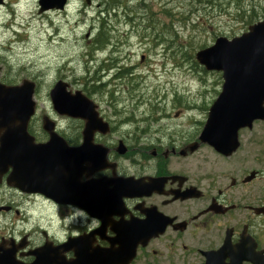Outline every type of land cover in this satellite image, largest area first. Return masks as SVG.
Masks as SVG:
<instances>
[{"label": "flooded vegetation", "instance_id": "flooded-vegetation-1", "mask_svg": "<svg viewBox=\"0 0 264 264\" xmlns=\"http://www.w3.org/2000/svg\"><path fill=\"white\" fill-rule=\"evenodd\" d=\"M141 10L137 15L143 17L146 14ZM129 21L142 28L139 36L147 35L151 42V18ZM108 23L101 21L87 46L92 55L110 45L111 60H102L99 66L109 61L112 69L117 68L113 61L120 41L106 46ZM121 77L116 73L112 83L99 88L113 85L123 90L127 84L119 82ZM222 85L217 84L209 102L215 101ZM107 94V99L96 101L108 130L94 134V143L107 150L105 161L92 172L91 157L81 160L86 169L80 173L78 187H71L70 202H64L66 196L59 193L54 198L34 188L28 177L23 187L13 185L8 180L13 168L6 167L10 158L5 166L0 165L5 170L0 172V264H121L130 256L124 251L122 235L132 231L131 224L140 222L151 225V233L156 235L146 245H138L128 264H179L177 250L183 254L182 264H207L208 257L214 263L229 264L237 258L242 264H264V148L253 166L244 137L251 129H240V146L225 154L201 140L210 103L204 120L195 115L184 120L186 115L179 111L151 114L150 83L147 114L122 115L117 106L123 93L110 90ZM178 96L177 103L186 106V100L180 102ZM125 98L132 105L136 102L129 99L134 94ZM107 103L108 110L103 107ZM189 111L192 108L185 112ZM46 114L71 147L84 141L83 118ZM44 115L38 108L28 123L36 144L50 139ZM258 122L263 121L254 125ZM122 141L127 146L124 154L118 151ZM124 179L146 187H137L125 196ZM186 256H192L191 261Z\"/></svg>", "mask_w": 264, "mask_h": 264}, {"label": "rangeland", "instance_id": "rangeland-1", "mask_svg": "<svg viewBox=\"0 0 264 264\" xmlns=\"http://www.w3.org/2000/svg\"><path fill=\"white\" fill-rule=\"evenodd\" d=\"M108 1L90 0L89 4L88 0H70L64 10L39 13L38 0H8L0 7L1 79L10 84H18L24 78L36 80L35 99L41 112L59 118L49 92L57 80L64 79L73 90H92L97 101L107 99L110 90L118 95L123 93L124 98H120L117 106L122 115L142 116L147 114L151 83V114L174 115L179 111L186 115L184 120L192 119L193 115L204 120L205 107L208 103L209 107L213 105L214 101H209L223 79L220 72L208 71L200 65L196 52L213 44L219 36L242 35L264 17V0H119L122 5L108 15H101ZM143 2L151 7V42L147 35L139 36L142 28L138 29L125 15L131 12L124 6L139 7ZM12 6L18 9L20 34L9 29L14 19L9 14ZM143 11L147 15L148 11ZM102 20L109 21L106 28L110 43L120 41L114 58L117 68L98 70L100 62L112 54L110 45L104 52L95 53L94 59L89 54L87 44L100 29ZM142 55L146 59L142 60ZM124 70L127 73L119 80L127 84L123 90H116L113 85H108L104 92L92 89L95 84L112 83L115 74ZM177 93L178 101L186 100V106L177 103ZM131 94L134 98L129 99H136L133 105L125 98ZM108 106L107 103L103 107L108 110ZM191 108L192 111L185 112ZM60 120L63 124L64 120ZM245 132L246 147L256 166L260 149L264 148V121ZM175 258L179 264L184 262L181 250L176 251ZM185 258L191 261L192 256Z\"/></svg>", "mask_w": 264, "mask_h": 264}, {"label": "water", "instance_id": "water-1", "mask_svg": "<svg viewBox=\"0 0 264 264\" xmlns=\"http://www.w3.org/2000/svg\"><path fill=\"white\" fill-rule=\"evenodd\" d=\"M67 3L68 0H39V12L61 10ZM196 59L207 70L223 71L224 77L223 89L210 108L201 140L218 151L231 154L240 145L239 130L253 128L255 120H264V20L249 26V31L241 36L232 39L218 37L213 45L199 50ZM69 87L67 81L58 80L50 90V98L58 114L85 120L84 141L78 147L69 146L58 135L48 116L44 117V128L49 132L50 140L34 143L27 128L37 107L34 99L36 82L23 79L20 84L8 85L0 81V165L5 166L10 158L6 167L13 168L8 178L13 185L23 187L28 177L33 179L34 188L48 196L56 198L58 193L66 196L64 202L71 201L68 198L71 187H78L80 173L86 169L81 160L90 156L92 165L89 169L93 172L100 168L107 155L106 149L94 143L96 131L106 133L108 130L99 116L97 104L83 91H72ZM118 151L122 154L127 151L123 142ZM3 171L0 168V172ZM121 187L126 196L129 191L146 185L124 179ZM130 226L132 231L122 235L124 251L130 253L123 264L133 259L139 243L146 245L154 237L151 225L140 222ZM242 261L233 258L230 264H241ZM207 264L223 263H214L208 257Z\"/></svg>", "mask_w": 264, "mask_h": 264}, {"label": "trees", "instance_id": "trees-1", "mask_svg": "<svg viewBox=\"0 0 264 264\" xmlns=\"http://www.w3.org/2000/svg\"><path fill=\"white\" fill-rule=\"evenodd\" d=\"M120 3H121V1H119V0H112V2H111V0H109V1H108V6L104 9L103 13L110 14L112 10H115V9H116V7H118L119 5H122V4H120ZM166 12L171 13L170 10H168V11H166ZM251 17H252V19L254 18L253 15H252ZM249 22H253V21L250 20ZM249 22H248V23H249ZM108 36H109V35L107 34V36L105 37L106 40H108V38H107Z\"/></svg>", "mask_w": 264, "mask_h": 264}, {"label": "bare ground", "instance_id": "bare-ground-1", "mask_svg": "<svg viewBox=\"0 0 264 264\" xmlns=\"http://www.w3.org/2000/svg\"><path fill=\"white\" fill-rule=\"evenodd\" d=\"M144 13V12H143ZM147 16V15H146ZM127 20H129L128 18H127ZM138 21V20H137ZM100 40V39H99ZM106 40V39H105ZM201 119V118H200Z\"/></svg>", "mask_w": 264, "mask_h": 264}]
</instances>
